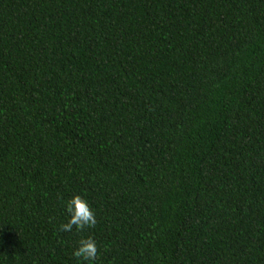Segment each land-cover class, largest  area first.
Masks as SVG:
<instances>
[{
  "label": "trees",
  "instance_id": "obj_1",
  "mask_svg": "<svg viewBox=\"0 0 264 264\" xmlns=\"http://www.w3.org/2000/svg\"><path fill=\"white\" fill-rule=\"evenodd\" d=\"M97 223L66 233L65 202ZM264 264V0H0V264Z\"/></svg>",
  "mask_w": 264,
  "mask_h": 264
},
{
  "label": "clouds",
  "instance_id": "obj_2",
  "mask_svg": "<svg viewBox=\"0 0 264 264\" xmlns=\"http://www.w3.org/2000/svg\"><path fill=\"white\" fill-rule=\"evenodd\" d=\"M64 207L67 220L59 226V231L70 233L75 229L82 232L96 225V213L86 197L74 195L65 202ZM72 255L77 264H96L100 256L99 247L95 239L88 236L77 242Z\"/></svg>",
  "mask_w": 264,
  "mask_h": 264
}]
</instances>
